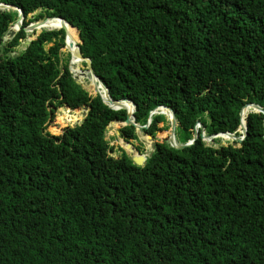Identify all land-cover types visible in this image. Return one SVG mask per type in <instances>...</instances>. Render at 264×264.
<instances>
[{
  "label": "trees",
  "instance_id": "1",
  "mask_svg": "<svg viewBox=\"0 0 264 264\" xmlns=\"http://www.w3.org/2000/svg\"><path fill=\"white\" fill-rule=\"evenodd\" d=\"M0 3L24 15L0 44V264H264L263 114L246 115L241 143L209 144L199 131L181 150L166 143L165 117L152 116L141 132L156 145L137 166L120 147L113 156L106 128L125 110L74 79L65 32L42 31L22 49L24 28L63 18L109 97L133 101L136 124L164 105L181 144L196 123L206 136L240 137V108L264 110V0ZM17 17L0 9L1 40ZM64 107L87 115L48 134ZM119 133L138 141L133 126Z\"/></svg>",
  "mask_w": 264,
  "mask_h": 264
},
{
  "label": "water",
  "instance_id": "2",
  "mask_svg": "<svg viewBox=\"0 0 264 264\" xmlns=\"http://www.w3.org/2000/svg\"><path fill=\"white\" fill-rule=\"evenodd\" d=\"M0 9L1 10H16L18 12V17H17L16 22L12 25L11 28H9V31L6 34V37L2 40L0 39V44H1V42L6 43V42L10 41L14 37L16 32H18L21 29L24 15H23L22 9L18 8L17 6H15L13 4L0 3ZM49 20H59L62 23V25H60L59 28H53V29H48V28H44V27L41 28L42 24H44L45 22H47ZM67 26L71 27L66 23V21L63 18L48 17V18L43 19L42 21H37V22L31 23L28 27L24 28V31H25V33H27V35L31 34V33H35L37 31H40L39 33H41L42 31L47 32V31H59V30H63L65 32L66 39H65L64 50L66 52H68L70 57H71V60L69 62V67H70L71 72L73 73L74 79L78 83H80L79 76L74 74V69L76 68V59H79V60L83 61V63L86 65L87 70H88L87 75H89L88 77L91 78V86H92L95 94L99 95L102 102L104 104H106L111 109H114V110L124 109L125 110L126 118L123 122H111L110 124L116 123L120 128H123L126 126H133L135 129V132L143 131L150 125L152 116L162 115L166 118V121H168V123L170 125V134L168 136V139L166 140V143L169 144L170 148H173L176 150H181V149H184L186 147H190L191 145L194 144L195 140L198 137L199 131H201V138L205 142L220 138L222 140L221 145H224L225 140L223 139V137H226L227 138L226 141L241 143V141L243 140V138L245 136L244 119H245L246 115L248 113H261L264 115V110L261 107H259L257 104L246 103L240 108L239 114H238L239 115L238 129H239L240 137H236L231 133H220L217 135L206 136L204 134V131H203V126L200 123H196L192 139L189 140L185 144L179 143L176 139V135H175L176 119H175L174 113L170 107L161 105L157 108H154V109L149 111V114L147 117V122L145 125L136 124L135 119H134L135 104L133 103V101L130 100L129 98H121L118 100H113L112 98L109 97L107 89L103 86V84L100 82V80L95 76L90 60L88 58L82 57V55L80 53V50L78 47V43H80L78 31L75 28L71 27L72 29L75 30L77 37H78V42L75 45H73V43L69 42V40H68ZM37 36L38 35H36V37ZM32 40L33 39H27L23 43L22 49H25L30 44V42ZM73 47H75V49H76L75 52L72 50ZM14 56H16V55H14ZM81 75L84 76L86 74H83L81 72ZM99 88L103 89L105 97H103L102 94H100V92L98 90ZM128 105L131 106L130 110L127 108ZM86 115H87V110L84 111L83 119L78 124H81L84 121ZM242 117H243V119H242ZM263 128H264V122H263ZM118 135H120V134L118 133ZM148 138L150 139V150L147 154H140L138 152V150L136 149V147L131 142L124 141L122 138L120 140V143H119L120 148L131 159V161L137 166H143L146 162V159L151 157L152 152L154 151V145H156V143H154V141L152 140V138L150 136H148Z\"/></svg>",
  "mask_w": 264,
  "mask_h": 264
},
{
  "label": "rangeland",
  "instance_id": "3",
  "mask_svg": "<svg viewBox=\"0 0 264 264\" xmlns=\"http://www.w3.org/2000/svg\"><path fill=\"white\" fill-rule=\"evenodd\" d=\"M37 12H39V10ZM37 12H35L34 15H36ZM42 20H39V21H42ZM39 32L40 31L28 34L27 39H34L36 37V35L39 34ZM62 53L64 54L65 58H67L69 55V53L66 52L65 50H62ZM70 60H71V57L69 59V62H70ZM76 66L80 72L87 75L88 70H87V67L84 63H82V64L79 63ZM86 75L81 77L79 80L80 83L82 84V88L91 92L92 94H95V92H94V90L90 84L91 79L88 77V75L87 76ZM84 111H85L84 109L72 110L68 107L60 108L58 111H56V114L54 116L53 121L46 128V132L50 135H53V136L60 135L64 128H67L68 126L76 125L79 122H81V120L83 119ZM76 114L78 115V120H76V121H69V120L67 121L66 120V117H70V119H72L73 117H76ZM165 121H166V118H165ZM166 123H168V121H166ZM168 126L170 128L169 123H168ZM160 127L163 128L164 124H160ZM119 129H120V127L116 123H112L106 128V132H105V140H107L109 142V144L115 148V153L113 154L114 157L120 156V152L117 151V148L120 147L119 143L121 140L120 135H118ZM169 133H170V131H169ZM136 135H137L138 141L137 142L132 141V144L135 147H137L139 144H141L143 146V153H140V154H147L150 150V139L148 138V135H146L145 133H143L141 131H137ZM207 143L211 144L212 142L208 141Z\"/></svg>",
  "mask_w": 264,
  "mask_h": 264
},
{
  "label": "bare ground",
  "instance_id": "4",
  "mask_svg": "<svg viewBox=\"0 0 264 264\" xmlns=\"http://www.w3.org/2000/svg\"><path fill=\"white\" fill-rule=\"evenodd\" d=\"M51 21H55V20H49V21H47V22H45L44 24H42V26H41V28H48V29H53V28H51V26H49V23L51 22ZM56 21H59V20H56ZM60 22V21H59ZM60 24L62 25V23L60 22ZM60 26H58V27H56V28H59ZM67 29H68V40H69V42H71V43H73V45H75L76 44V41H75V39L73 38V36H72V34H71V31H70V28L67 26ZM74 52H75V47H73V49H72ZM76 60H78V59H76ZM74 74H76L77 76H79V79L81 78V77H83L82 75H81V72L78 70V68H77V66H76V68L74 69ZM89 76V75H88ZM91 79V78H90ZM90 84H91V82H90ZM99 90V92H100V94H102V96L103 97H105L104 96V91H103V89H101V88H99L98 89ZM127 108L130 110V108H131V106L130 105H128L127 106ZM154 117V116H153ZM170 134V133H169ZM224 139H227L226 137H223Z\"/></svg>",
  "mask_w": 264,
  "mask_h": 264
}]
</instances>
